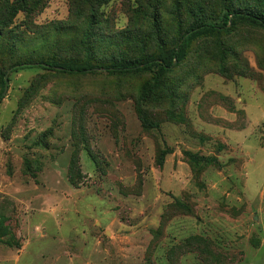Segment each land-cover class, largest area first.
I'll return each instance as SVG.
<instances>
[{"label": "rangeland", "instance_id": "rangeland-1", "mask_svg": "<svg viewBox=\"0 0 264 264\" xmlns=\"http://www.w3.org/2000/svg\"><path fill=\"white\" fill-rule=\"evenodd\" d=\"M232 10L264 0H0V264H264L263 28L163 74L9 68L157 58Z\"/></svg>", "mask_w": 264, "mask_h": 264}, {"label": "trees", "instance_id": "trees-1", "mask_svg": "<svg viewBox=\"0 0 264 264\" xmlns=\"http://www.w3.org/2000/svg\"><path fill=\"white\" fill-rule=\"evenodd\" d=\"M222 23L219 25L214 22H196L194 25L190 26L185 30L182 35L179 37L175 49L169 51V53L159 56L157 58H149L140 56L138 58H125L124 55L120 53V57L117 59H111L109 63L104 62L103 60L100 63L95 65L96 68H103L112 74L126 75L131 72L144 71L151 68H157L160 74L168 73L170 68L174 65L173 62L178 60L182 48L194 37L209 34V33H218L220 31H227V27L232 24V17L234 19L246 20L254 25H257L264 29V14L257 12H239V11H228ZM154 27L158 26V23L153 19ZM92 34V33H91ZM92 35H90V38ZM136 38V37H134ZM86 43V42H85ZM111 47L113 44L111 42H105L104 40L100 41L98 46ZM64 61L55 60H38L36 62L32 61H22L21 63H14L9 68L11 70H16L20 68H27L31 65H36L42 67V69L55 70L54 67L59 68L58 73L68 74V75H85L95 68L88 62L73 61L72 59H62ZM4 75L0 78L1 83V92L0 100L2 99V92L4 89ZM143 96H148L147 90L143 91ZM74 167V164H73Z\"/></svg>", "mask_w": 264, "mask_h": 264}, {"label": "water", "instance_id": "water-1", "mask_svg": "<svg viewBox=\"0 0 264 264\" xmlns=\"http://www.w3.org/2000/svg\"><path fill=\"white\" fill-rule=\"evenodd\" d=\"M173 64H175V61L173 62ZM55 70H58L59 68L54 67ZM93 70H104L103 68H94ZM8 73V72H7ZM7 73L4 75V89L2 92V96L5 95V93L7 92L8 89V77H7Z\"/></svg>", "mask_w": 264, "mask_h": 264}]
</instances>
